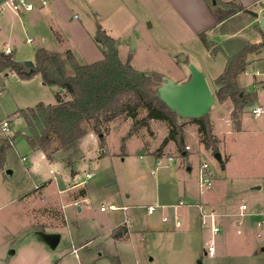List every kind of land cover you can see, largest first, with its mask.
I'll return each instance as SVG.
<instances>
[{
    "label": "rangeland",
    "instance_id": "374dc122",
    "mask_svg": "<svg viewBox=\"0 0 264 264\" xmlns=\"http://www.w3.org/2000/svg\"><path fill=\"white\" fill-rule=\"evenodd\" d=\"M34 1L40 4V0ZM167 6L165 0H47V7L51 9L45 14L47 41H43L40 34L30 33L28 36L33 38V42L22 41L14 57L21 62H34L35 49L44 46L65 59L66 51L71 50L82 64L99 60L103 58V48L96 39L97 25L100 24L107 34L117 39L121 58L130 57L132 64L141 71H158L177 79L180 74L178 63L185 64L188 69V62L186 64L183 60L188 55V61L205 74L209 86L215 91L216 79L224 70L226 56H211L198 40H189L185 29L179 36L170 24L162 21L165 13H170ZM251 21L250 15L241 13L229 19L221 31L242 28L241 35H256L255 31L262 27L258 21L253 27ZM215 38L221 39L218 35ZM261 40L260 35L251 42ZM19 54L28 58L20 60ZM66 65L72 72L67 61ZM188 78L189 73L178 82ZM8 80L6 78V82ZM239 81L248 88H256L255 105L264 108V47L260 53L249 56V65ZM6 85L13 98L10 96L4 100L1 121L11 120L13 125L9 131L0 126V137L26 133L24 118L6 112L12 107L16 94L15 85L9 82ZM59 91L57 86L46 85L41 90L42 98L28 105L34 106L39 101L55 104V95ZM59 93L63 100L72 98L66 91ZM231 105L229 100L217 101L210 110L223 162L216 160L212 151L200 141L197 125L181 116L177 117V122L184 132L183 146L189 145L190 149L183 155L177 151L174 142L169 141L157 163L148 150L156 151L167 136L165 122L150 120L147 127L138 126L131 117L122 114L102 126L103 147L101 134L91 129L93 122H86L89 130L79 141L81 157L75 163L77 173L74 177L60 159L49 161L41 150L31 149L25 137L19 135L0 169V264H114L107 257L96 260L97 253L89 251L95 246L92 243L72 251L73 241L91 239L99 228V222L113 215L117 219L123 213L122 208L109 210L107 207L111 200L100 197L114 188L113 182L110 181L102 190L93 189L92 204L86 200L80 202V211L72 204L70 195L72 184L84 180L86 172L98 168L96 164L103 148L111 154L114 149L122 150L125 146L129 151L126 162H121L120 156L111 155L101 161L104 165H114L120 180L122 172L133 178L129 177L132 185L130 180L128 184L125 182L131 190H121L124 199L132 191V197L139 195L146 203H153L156 182L175 183L176 196L182 200L189 201L188 197L184 198L187 194L205 207L215 208L220 230L212 235L208 225L202 226L201 237L193 229L200 226L197 206L165 207L164 214L180 216L181 226L142 238L143 226L133 222L128 240L108 243L110 252L118 255L119 264H264V113L255 118L251 114L253 105L246 107L240 116V128L236 130L230 115ZM145 115L146 111L141 108L137 118ZM130 131L132 133L128 135ZM139 143L140 147L137 146ZM141 152L148 156L142 163L139 159ZM203 163L213 168L217 176L214 175L212 189L200 194L198 177ZM134 166H138L137 169ZM136 176L141 184L134 181ZM43 183L46 186L38 188ZM254 186L260 188H251ZM48 203L52 207H48ZM240 204L247 206L243 215L240 214ZM102 205L106 211L100 210ZM60 210L66 216V223L58 213ZM139 210L144 212L142 208ZM40 233L57 237V244L52 245L49 240L42 239ZM212 238L216 249L214 257H209L204 252L205 242Z\"/></svg>",
    "mask_w": 264,
    "mask_h": 264
},
{
    "label": "trees",
    "instance_id": "16d2710c",
    "mask_svg": "<svg viewBox=\"0 0 264 264\" xmlns=\"http://www.w3.org/2000/svg\"><path fill=\"white\" fill-rule=\"evenodd\" d=\"M211 8L217 23L226 22L240 13L251 14L250 10L236 2L216 0ZM260 34V42L231 37L222 44L212 42L206 32L198 34L212 55L223 53L226 56L224 70L216 79L218 89L215 95L220 102H232L231 117L236 129L240 128V116L244 109L252 106L257 99L256 90H248L239 78L249 65V56L260 53L264 47V30L260 29ZM96 39L103 48V58L82 64L71 50L66 51L65 59L58 52L41 46L35 51L32 71L16 60L12 53L0 51V71H14L22 79L39 74L45 84L62 88L72 96L69 100H63L58 92L55 104L38 102L34 106L19 109L26 123V133H14L1 140L0 169L15 139L23 135L31 149L43 151L50 161L60 159L73 176L76 174L75 163L81 157L79 141L89 130L85 123L93 122L91 129L101 134L103 147L102 126L122 114L131 117L138 126L147 127L150 120H160L167 124L168 134L157 149L159 155L169 141H173L179 151H186L182 125L177 122V117L181 115L170 110L154 90L160 84L163 74L158 71H141L132 64L130 57L122 59L117 39L107 34L100 24L97 25ZM141 108L146 111V115L137 118ZM188 119L197 125L199 139L205 148L213 154L218 151L219 139L213 132L210 112ZM125 232V228L120 227L114 235L119 238ZM110 259L114 264H119L116 256H110Z\"/></svg>",
    "mask_w": 264,
    "mask_h": 264
},
{
    "label": "crops",
    "instance_id": "0c3cea01",
    "mask_svg": "<svg viewBox=\"0 0 264 264\" xmlns=\"http://www.w3.org/2000/svg\"><path fill=\"white\" fill-rule=\"evenodd\" d=\"M4 0H0L2 2ZM35 4L34 9L32 10H21L20 12H14L12 10H8L5 13H3L0 16V51L4 52L6 47H11L13 46V57L16 51L18 50L19 46L24 43H30L27 42V38H32L31 36H28V34L33 33L37 35H41V38H43V41H47L46 34V28L48 27V24H46L47 20L45 19V14L46 12L50 13L51 9L47 6L42 7L41 3L37 4L34 0H30ZM216 0H165V3L168 4L166 7V10L168 9L170 11L169 14L165 13V16L163 17L162 21H164L167 24H170L171 28H174V31L176 30L177 34L179 36H182V32H184L182 29H185L187 31V36L189 40L192 42L199 41L201 44V40H199L198 34L201 32H206L207 36L209 39L214 42L215 44H222L224 43L227 39L231 37H244L248 41L251 42L252 39L257 38L260 36V31L257 29L256 35H252L251 33L248 35V37H245L244 35H241L242 33V28L236 31L233 30H224L221 31V27L225 26L226 22L223 23H217L215 20V17L212 12L211 5L215 3ZM222 2H236L247 8L248 10H252L256 13H258L259 16L264 17V0H218ZM241 14V13H240ZM246 14V13H245ZM252 17L251 25L254 27L255 24H257V21L259 22L258 18L255 17L254 15L247 14ZM45 20V21H44ZM151 24V23H150ZM50 25V23H49ZM152 26V24H151ZM261 26V25H260ZM180 27V30H179ZM214 28V30H213ZM254 31V29H253ZM218 35L221 37L220 40H218L216 37ZM181 40V39H180ZM23 41V42H22ZM183 41V40H182ZM180 41V42H182ZM33 42V38H32ZM260 42V41H258ZM204 47L205 51L209 53L211 56L216 57L218 54L223 53H217L216 55H212L202 44ZM41 47V46H40ZM44 47V46H43ZM119 50V49H118ZM36 51V49H35ZM225 56V55H224ZM20 60H24L28 57L23 56L19 54ZM15 58V57H14ZM35 62V59H34ZM188 61V55L186 57V64ZM226 64V62H225ZM179 69H180V74L177 79H174L175 81H178L180 78L184 77L189 73V70L187 69V66L185 64H179ZM183 65V66H182ZM188 70V71H187ZM250 73V72H249ZM13 84L16 86V94L13 100V104L11 105L10 109H6V112L9 115H15L16 117H22L19 113V109L30 107L28 104L30 102L36 101L41 99V90L44 89V87L47 85L43 82L41 76L39 74L33 75L30 78L27 79H22L18 76L17 73L14 71L10 70H2L0 71V126L3 121L2 120V105L5 99L8 97H12L13 95L12 92L8 87H6L7 82ZM257 82V81H255ZM243 85V84H242ZM3 86V89L1 88ZM244 86V85H243ZM255 86V84H254ZM264 86V84H263ZM248 90H252V88H248ZM218 87L216 85L214 93H216ZM254 90L256 88L254 87ZM61 93L63 91H59ZM257 92V90H256ZM13 98V97H12ZM218 100L216 99V102ZM227 101V100H225ZM223 101V102H225ZM230 101V100H229ZM257 101V99H256ZM255 101V102H256ZM42 102V101H39ZM231 102V101H230ZM38 103V102H37ZM36 103V104H37ZM232 104V102H231ZM255 103L253 104V106ZM233 109V104L231 105L230 108V115ZM212 120V119H211ZM5 121V120H4ZM160 121V120H157ZM229 121V119H227ZM164 122V121H162ZM10 126L13 125V122L10 120L9 121ZM213 124V122H212ZM26 126V124H25ZM2 127V126H1ZM235 127V126H234ZM236 129V128H235ZM238 130V129H236ZM214 132V129H213ZM215 134V132H214ZM216 135V134H215ZM217 136V135H216ZM134 136H132L133 138ZM4 137H0V147H1V139ZM218 138V137H217ZM173 142V141H172ZM175 144V143H174ZM141 143L137 144V146L140 147ZM176 145V144H175ZM186 146V145H185ZM189 146V145H188ZM177 149V147H176ZM128 148L125 146L124 149L120 150L119 148H116L113 150V152L110 154L108 150L104 149L101 151L99 158L97 160V166L95 170H90L88 172H93L94 175L90 178L92 182H89L86 180V177L84 180H81L77 183H74L71 185V189L73 190L71 192L70 197L72 198V204L74 201H78L79 204L82 201H87L89 204H92V191L93 189H103L106 184L110 183V181L113 182L114 188L112 190L106 191L105 193H102L100 197H106L109 198L111 201L109 202V205H114L116 206L117 210H121L123 213L121 215H118L117 219H115L114 215L108 217L105 221L99 222V228L98 230L94 231V236L91 237V239H84V240H79L73 241L72 245V251L74 249H78L81 247H87L89 243L94 244L95 246L90 248L89 251L90 253L96 252L97 253V259H102L107 257L110 259V256H116L118 258V255L113 254L110 252L108 248V243H117V242H123L129 239L131 235V225L134 223H141L142 230H141V235L142 238H146L147 235L149 234H159V233H165L167 230L171 229L172 227L177 228L173 221L172 218L174 217L175 213L167 215L170 217V221L164 222L163 221V216L164 214V208L169 207V208H179L181 207H188V204H192L197 206L198 204H202L198 199L194 198L193 196H188L185 194V197H188L187 201L182 200L181 197H178L177 194V186L175 183H166L163 181H158L156 182V192L152 196V201L153 203H146V201L139 195L135 196L132 194V191H129L126 195V198L124 199L121 196V192H127L125 188H128L129 190L130 187L128 185H125V182L128 184L129 180L132 185V180L129 175L124 174L125 172H122V178L121 180L117 178L115 167L112 164H106L104 165L101 163V161L107 156L111 155L110 157H121V162H126L127 157L129 156V151H127ZM179 152V150L177 149ZM43 152V151H42ZM148 152L153 154V157L155 159V162H159V153L156 151L151 152L148 150ZM163 152V151H162ZM44 153V152H43ZM183 155L187 154V150L183 152H179ZM45 155V153H44ZM46 157V155H45ZM148 158L144 152H141L139 154V159L140 163L145 161ZM50 161V160H49ZM54 161V160H53ZM64 164V163H63ZM65 165V164H64ZM138 165H140L138 163ZM66 167V166H65ZM135 167V166H134ZM138 166L135 168L137 169ZM200 168V167H199ZM76 170V169H75ZM53 171V170H52ZM215 172V171H214ZM77 173V171H76ZM87 173V172H86ZM85 173V174H86ZM216 173V172H215ZM71 175V174H70ZM120 175V174H119ZM125 175V176H124ZM72 176V175H71ZM73 175L72 177H74ZM217 174H215V177ZM132 179H130V178ZM138 184H141L140 178L136 176L134 178ZM50 183V182H49ZM162 185L164 186V191L161 190ZM46 186V183L42 186ZM143 187V185H142ZM253 188V187H251ZM122 190V191H121ZM59 192H61L59 190ZM200 194L204 193L199 190ZM120 197V198H118ZM131 199L129 202L128 199ZM118 202V203H116ZM149 202V201H148ZM182 202V204H181ZM199 202V203H198ZM52 203V202H51ZM49 204V206L52 207V204ZM118 204V205H117ZM74 205V204H73ZM148 205H158V208L156 212L153 214H148L147 213V206ZM63 206V205H62ZM75 206V205H74ZM101 208V206H100ZM140 208L143 209L144 212H140ZM211 209H214V207H209ZM62 209V208H61ZM77 209L80 211L82 210V206H77ZM101 210V209H100ZM110 210V209H109ZM115 210V209H114ZM53 211V210H52ZM101 211H106V210H101ZM199 211V208H198ZM57 213V212H56ZM63 219V222L66 223V216L63 211L60 210L58 212ZM145 213V214H144ZM216 213V211H215ZM200 215V212H199ZM129 216L132 217V219H129ZM142 217L144 220H142ZM180 217V216H179ZM181 219V218H180ZM189 226V225H188ZM123 227L125 228L126 232L119 238L115 237V232L120 228ZM199 229L193 228L200 236H203V230H202V224H201V216H200V226L198 227ZM193 229H190V231H194ZM83 237L82 233L80 235ZM205 252V250H204Z\"/></svg>",
    "mask_w": 264,
    "mask_h": 264
},
{
    "label": "water",
    "instance_id": "95a60500",
    "mask_svg": "<svg viewBox=\"0 0 264 264\" xmlns=\"http://www.w3.org/2000/svg\"><path fill=\"white\" fill-rule=\"evenodd\" d=\"M250 12L258 18L262 29H264V17L252 10ZM183 60L186 61L185 56ZM22 63L29 68V71L34 69L35 63L33 61L25 60ZM188 70L189 78L183 82L175 81L173 78L163 75L160 84L155 86L154 90L157 97L170 110L187 118H198L210 112L216 103V95L209 86L205 74L199 68L188 62ZM60 91L63 89L60 88ZM214 157L219 162H223L220 152L216 151ZM253 188L259 189L260 186ZM40 237L49 240L52 245L58 242L57 237L47 236L43 233H40Z\"/></svg>",
    "mask_w": 264,
    "mask_h": 264
},
{
    "label": "built area",
    "instance_id": "2783aa9c",
    "mask_svg": "<svg viewBox=\"0 0 264 264\" xmlns=\"http://www.w3.org/2000/svg\"><path fill=\"white\" fill-rule=\"evenodd\" d=\"M41 6L45 7L47 6V0H40ZM35 4L30 0H4L0 2V16L5 13L8 10H12L14 12H20L21 10H32L34 9ZM27 42H32V38H27ZM4 53L11 54L13 53L12 47H6L4 50ZM264 113V108L262 105H254L251 107V114L253 117L257 118L260 117ZM2 128L5 131L10 130V124L9 121L5 120L1 124ZM186 150L190 149V146H185ZM25 159V157H23ZM52 171V170H51ZM94 175L93 172H87L85 174L86 180L90 179ZM215 172L214 169L211 168L207 163L201 164L199 168V177H198V187L201 192L209 191L212 189L213 184V178H214ZM73 204L75 206H80L78 201H74ZM182 204V202H181ZM110 210H114L117 207L114 205H108L107 207ZM158 208V205H148L147 206V213L153 214L156 212ZM200 216H201V224L202 226L208 225L210 228V231L212 235L216 234L220 229L217 225V214L215 213L214 209L205 207L203 204H198ZM101 210H106V207L104 205L101 206ZM247 209V206L245 204L239 205L240 214L243 215L244 211ZM264 214V212H262ZM170 217L165 215L163 216V221L168 222L170 221ZM172 221L176 227H180L182 224V221L179 217V215L175 214L172 218ZM239 232V230H238ZM206 250L205 255L209 257H214L215 255V244L214 239L212 238L210 241L205 242ZM76 252V249L73 250Z\"/></svg>",
    "mask_w": 264,
    "mask_h": 264
}]
</instances>
